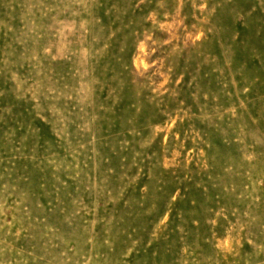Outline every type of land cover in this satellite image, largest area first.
Instances as JSON below:
<instances>
[{
    "label": "rangeland",
    "instance_id": "1",
    "mask_svg": "<svg viewBox=\"0 0 264 264\" xmlns=\"http://www.w3.org/2000/svg\"><path fill=\"white\" fill-rule=\"evenodd\" d=\"M0 264H264V0H0Z\"/></svg>",
    "mask_w": 264,
    "mask_h": 264
}]
</instances>
